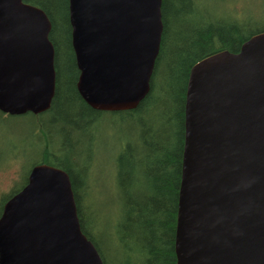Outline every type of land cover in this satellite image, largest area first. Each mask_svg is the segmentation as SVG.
I'll list each match as a JSON object with an SVG mask.
<instances>
[{"label": "water", "instance_id": "95a60500", "mask_svg": "<svg viewBox=\"0 0 264 264\" xmlns=\"http://www.w3.org/2000/svg\"><path fill=\"white\" fill-rule=\"evenodd\" d=\"M162 0H68L76 90L93 111L134 110L147 96L163 31ZM51 24L0 0V113L47 112L55 94ZM176 264H264V32L188 75L175 228ZM0 264H103L83 235L70 178L46 164L0 214Z\"/></svg>", "mask_w": 264, "mask_h": 264}, {"label": "trees", "instance_id": "16d2710c", "mask_svg": "<svg viewBox=\"0 0 264 264\" xmlns=\"http://www.w3.org/2000/svg\"><path fill=\"white\" fill-rule=\"evenodd\" d=\"M23 2L41 9L50 21L55 69V94L47 112L20 117L0 113V120L12 121L15 129L20 127L14 121H32L30 140L40 145L32 150L36 157L29 171L46 164L68 174L80 229L103 264H108L106 239L115 252L112 259L121 264H176L190 69L210 55L238 53L247 39L264 32V17H241L234 0H162L163 31L149 93L134 110L101 113L90 109L76 90L79 72L68 0ZM29 171L2 206L25 186ZM101 195L103 208L97 205Z\"/></svg>", "mask_w": 264, "mask_h": 264}, {"label": "rangeland", "instance_id": "374dc122", "mask_svg": "<svg viewBox=\"0 0 264 264\" xmlns=\"http://www.w3.org/2000/svg\"><path fill=\"white\" fill-rule=\"evenodd\" d=\"M214 3L215 0H208ZM236 10L241 17L249 16L254 19L264 17V0H234ZM18 129L13 128L14 123L10 120H0V209L2 201L12 190L18 189L24 183L26 174L35 154L32 153L34 147L40 144L30 140L31 120L23 118L14 121ZM105 197L101 195V202L97 205L103 208ZM1 214V213H0ZM102 223H104L102 221ZM108 249L107 251H105ZM104 251L108 264H121V261L112 259L115 253L106 239Z\"/></svg>", "mask_w": 264, "mask_h": 264}]
</instances>
